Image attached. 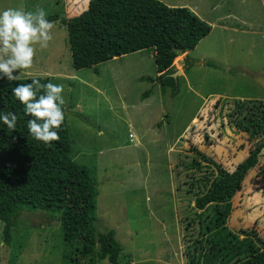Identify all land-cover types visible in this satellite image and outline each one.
Masks as SVG:
<instances>
[{
	"label": "rangeland",
	"instance_id": "374dc122",
	"mask_svg": "<svg viewBox=\"0 0 264 264\" xmlns=\"http://www.w3.org/2000/svg\"><path fill=\"white\" fill-rule=\"evenodd\" d=\"M85 1L0 0V11L39 6L47 16L69 18L88 8ZM160 1L189 8L211 27L194 49L175 57L168 75L179 70L176 89L158 83L152 48L74 69L58 21L49 47L35 45L32 67L16 73L63 84L70 157L91 175L94 227L114 230L122 246L119 264H187L188 238L197 234L193 212L199 211L189 184L203 173L187 166L203 152L235 169L256 143L236 129L229 113L238 100H264L251 77L264 71V0ZM232 204L229 229L252 228L264 241V147ZM59 215L22 209L10 243L3 242L0 222V264H111L68 262L54 219Z\"/></svg>",
	"mask_w": 264,
	"mask_h": 264
},
{
	"label": "trees",
	"instance_id": "16d2710c",
	"mask_svg": "<svg viewBox=\"0 0 264 264\" xmlns=\"http://www.w3.org/2000/svg\"><path fill=\"white\" fill-rule=\"evenodd\" d=\"M47 19L65 27L74 69L152 48L156 71L160 72L156 79L162 89H176L173 77L168 75L174 72L171 67L178 60L172 48L192 50L211 29L189 8L171 7L160 0H90L88 8L77 16L67 18L54 13ZM33 79L41 84L49 82L40 77L16 81L0 78V114L13 112L18 117L13 131L0 121L3 242L10 243L22 209L58 212L60 215L54 219L68 245L63 254L68 262L96 258L119 264L122 246L114 230H95L94 183L84 165L70 157L66 119L58 130L59 141L50 144L35 139L28 131L27 122L34 117L25 114V106L12 89ZM229 117L236 129L256 145L232 171L203 152L187 166L203 171L189 184L194 196L192 207L199 211L193 212L197 234L188 238L187 264H264V241L256 231H232L227 225L232 198L241 189L247 172L258 164L264 147V100H238Z\"/></svg>",
	"mask_w": 264,
	"mask_h": 264
},
{
	"label": "clouds",
	"instance_id": "9594fccd",
	"mask_svg": "<svg viewBox=\"0 0 264 264\" xmlns=\"http://www.w3.org/2000/svg\"><path fill=\"white\" fill-rule=\"evenodd\" d=\"M54 27L47 19L46 11L39 6L35 11L23 8L0 11V78L19 80L16 73L33 65L35 45L41 50L49 47ZM41 90L43 94L38 95ZM63 92V84H41L38 79L17 84L12 89L13 95L25 106V114L34 117L27 122L29 133L45 144L60 139L58 130L65 120ZM17 119L13 112L0 114V121L12 131L16 129Z\"/></svg>",
	"mask_w": 264,
	"mask_h": 264
},
{
	"label": "water",
	"instance_id": "95a60500",
	"mask_svg": "<svg viewBox=\"0 0 264 264\" xmlns=\"http://www.w3.org/2000/svg\"><path fill=\"white\" fill-rule=\"evenodd\" d=\"M172 50L175 51L178 54V56L179 55H183V54L186 53V50L178 49V48H175V47H173ZM178 72H179V70H177L175 73H173L172 76L174 78H176ZM251 77L264 90V71L253 72V73H251Z\"/></svg>",
	"mask_w": 264,
	"mask_h": 264
},
{
	"label": "built area",
	"instance_id": "2783aa9c",
	"mask_svg": "<svg viewBox=\"0 0 264 264\" xmlns=\"http://www.w3.org/2000/svg\"><path fill=\"white\" fill-rule=\"evenodd\" d=\"M129 138H130V139L132 138V134H131V133L129 134Z\"/></svg>",
	"mask_w": 264,
	"mask_h": 264
},
{
	"label": "crops",
	"instance_id": "0c3cea01",
	"mask_svg": "<svg viewBox=\"0 0 264 264\" xmlns=\"http://www.w3.org/2000/svg\"><path fill=\"white\" fill-rule=\"evenodd\" d=\"M182 72V71H181Z\"/></svg>",
	"mask_w": 264,
	"mask_h": 264
}]
</instances>
